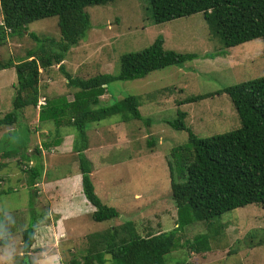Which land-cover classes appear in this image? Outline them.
I'll return each instance as SVG.
<instances>
[{"label": "rangeland", "instance_id": "rangeland-1", "mask_svg": "<svg viewBox=\"0 0 264 264\" xmlns=\"http://www.w3.org/2000/svg\"><path fill=\"white\" fill-rule=\"evenodd\" d=\"M85 11L91 22L86 38L70 50L62 69L54 66L39 76V101L44 103L39 110L48 101L60 97L68 103L73 101L75 90L68 87L67 74L84 80L99 74L116 75L121 55L145 49L158 37L163 39L164 49L196 54L198 58L181 67L169 66L153 71L142 79L115 81L108 85L107 93L101 97L98 108L134 96L139 101L138 109L143 117V121L124 122V128L121 127L119 131L113 129L116 126L113 124L121 121L119 116L91 123L87 128L90 139H93L91 143H97L94 136L97 132L103 136L110 149L103 152L98 151V148L94 151L91 147L92 150L85 156L93 166L91 180L96 194L105 205L116 207L120 212L119 217L97 223L91 219V215L85 216L83 222L78 224L80 229L71 226L63 235L53 233V242L44 247L43 254L40 253L37 258L30 255L35 264H68L72 259L78 264H84L89 246L88 235L114 229L125 222H132L134 230L141 237L174 229L177 213L169 193L167 161L171 159L173 147L186 143L187 134L172 129L166 123L176 118L177 110L186 112L185 124L199 138L223 134L240 126L237 113L226 94L179 107L178 101L188 96L216 93L223 88L264 76L261 39L230 48L227 56L215 57L213 60L205 58L207 54L219 52L222 47L219 39L210 35L202 14L154 24L149 0H117L86 8ZM2 19L0 8V25ZM23 30L20 36L7 35L0 45V64L7 61L16 63L24 59L26 53L35 46L29 33L41 39H60L56 17L35 21ZM15 83L13 68L0 70V117L12 110V86ZM39 110L27 108L16 127H0V155L11 153L6 158L9 160L5 159V165L0 159V191H9L0 195V264H21V232L33 224V220L38 223L44 219L40 209L44 208L46 213L50 211L47 218L49 224L57 227L58 218L51 215V209L60 198L58 195L55 198V195L47 201L45 198L37 200L40 196L38 192L43 191L40 182L48 176L51 180H64L80 175L77 162L73 163L71 157L62 154L65 160H61L58 153L50 152V146H44L47 140L49 142L55 136L57 128L47 122L42 126L45 133L41 134ZM25 128L30 132L26 144L30 149L29 154L34 155L35 148L38 149L40 145L42 151L38 150L41 151V164L44 165L48 157L55 161V166L43 171V179H37L31 187L25 171L34 163L25 166L21 158L26 149L17 151L22 144H19L14 134H6L17 132L22 142L25 141ZM69 129L68 126L57 129L61 141H65L64 145L70 142L64 137L68 131L73 135L70 139L74 138L73 130ZM118 132L119 138L116 136ZM39 187V191L35 190ZM32 193L36 195L33 197L34 206L30 205ZM59 203L64 202L60 200ZM30 208L35 214L33 220ZM209 224L210 229L203 223H194L181 231L178 234L179 242L177 240L175 243L178 244L177 251L166 257V264H179L182 261L183 264H264V209L261 206L252 204L225 212L213 218ZM205 233L209 238L210 251L198 255L190 253L185 241ZM54 257H57L56 260L51 261ZM105 258V264H114L108 256Z\"/></svg>", "mask_w": 264, "mask_h": 264}, {"label": "trees", "instance_id": "trees-1", "mask_svg": "<svg viewBox=\"0 0 264 264\" xmlns=\"http://www.w3.org/2000/svg\"><path fill=\"white\" fill-rule=\"evenodd\" d=\"M114 1L117 0H0L3 17L0 25V45L7 35L20 36L26 25L45 18L56 17L60 33L58 41L41 39L29 33L35 46L26 53L24 59L16 63L7 61L0 64V70L13 68L16 74V83L12 86V110L0 117V127H16L25 109H36L40 74L54 66L62 69L70 50L84 40L91 29L90 17L85 9ZM149 6L152 22L158 25L202 14L210 35L219 39L222 47L219 52L207 54L205 58L210 57L213 60L215 57L227 56L228 49L255 39L262 40L264 51V0H149ZM197 58L196 54L164 49L163 39L158 37L145 49L121 55L116 75L99 74L84 80L67 74V85L75 90L73 101L68 103L60 97L48 101L38 111L41 134L45 133L42 126L47 122H51L57 129L68 126L73 130L71 152L77 160L82 195L92 208L91 219L94 222L111 221L118 218L120 212L116 207L105 205L92 184L93 166L84 153L91 147L99 148L101 145L108 151L110 149L103 136L97 132V143H91L93 139H90V133L87 132L88 125L113 116L120 117L121 121L117 126L121 127L124 122L143 121L138 109L139 101L134 96H127L112 105L98 108L101 97L107 93L108 85L115 81L142 79L153 71L169 66L181 67ZM221 94L228 96L235 109L240 121L238 128L199 138L185 124L187 113L181 110H177L174 120L166 123L172 129L187 134L186 143L173 147L170 152L171 159L167 161L169 193L177 213L175 228L141 237L134 230L132 222H125L114 229L92 233L87 237L89 246L87 255L84 256V264H105L106 256L114 264H166V257L177 251L178 244L175 243L177 240L179 242L178 234L185 228L194 223H203L210 229L209 222L213 218L252 204L264 209V76L223 88L216 93L188 96L178 101L177 106L200 102ZM57 129L51 141L45 142L46 148L61 143ZM24 130L25 141L22 142L17 132L6 134H14L19 144H22L17 151L26 149L21 158L25 166L30 164V159L34 160V165L27 167L25 171L31 187L43 172L39 157L42 149L39 145L40 152L35 148L34 155H28L29 148L26 144L30 132L28 128ZM115 142L116 140L113 141ZM10 155L8 152L2 153V163ZM49 178L48 176L47 179ZM8 192L0 191V195ZM35 196L34 193L31 194V206H34ZM30 209L33 220L35 214ZM41 215L45 218L48 214L44 212ZM41 222L43 220L38 223L33 220V224L21 232V264H35L32 263L31 258L35 257L32 254L41 252L39 248H33ZM185 243L192 254H205L210 251L207 233L196 235ZM183 263L184 261L179 262ZM68 264L78 262L72 259Z\"/></svg>", "mask_w": 264, "mask_h": 264}, {"label": "crops", "instance_id": "crops-1", "mask_svg": "<svg viewBox=\"0 0 264 264\" xmlns=\"http://www.w3.org/2000/svg\"><path fill=\"white\" fill-rule=\"evenodd\" d=\"M113 125H116L113 128L115 131H119V129L121 128V125L117 126V123H115ZM124 126L125 125H123V128H124ZM69 130H71V128ZM92 132H95V130ZM71 134L72 133L68 131L67 135L64 136V137H67L69 139V141H70L69 144L64 145L65 141L64 142L61 141V143L58 146H53V147L50 146L48 149L50 150L51 153H58L59 159L65 160L64 157H62V154H63V155H66L67 158L71 157V160L73 161V163H76L77 161L74 160L75 154H73L71 152V145H72V141H73V138L70 139L73 136ZM94 136H95V134H94ZM116 136H117V138H119V132ZM125 141H126V138H125ZM125 147L127 148L128 146L125 145ZM98 149H99L98 151H103V150L105 151L106 147L101 145V146H99ZM89 151H90V149L87 150L84 154H88ZM29 152H30V149H27L28 155H29ZM47 153H49V152H47ZM46 159H47V160H45L46 163H44V165H42V166H44L43 167L44 172L48 171V168H52L53 166H55L54 159H52L51 157H48ZM5 161L3 164L7 163ZM29 161H31V162H29L31 164L34 163V160H32V159H30ZM76 165H77V163H76ZM93 172H94V170L92 171V173ZM39 179H40V181L43 179V174H41ZM40 183L42 184L41 188L43 189V191H42V193L39 191L40 187L38 189H35V190L39 191L38 195H40L37 200H41L42 198H45V201H47L49 199H52L55 195H56L55 198H57V195H58L61 202H64V203H59L60 200H57L58 202H57L56 206H54V208L51 209V215L52 214L56 215V218H58L57 227H53L50 224H46V222H48V221H46L47 220L46 217L43 219V222L40 223L41 226L37 230L36 239H35V243L33 245V248L34 249L39 248L41 250V252H39L37 254H32V256H35L34 258L38 257V255L45 250V248H44L45 246L50 245L53 242V237L51 238V235L53 233L58 234V236L63 235V233L68 232V229H69L68 227H71V226H73V227L76 226L78 229H80L78 227V224L83 222V220H84L83 218H85V216L86 217L90 216L91 212H92V208L87 204V202L85 201V199L82 195L80 175L68 177L64 180H63V178H61L59 180H56V179H54V180L48 179L47 180L46 179L45 181H41ZM62 204H64V206L60 207V205H62ZM43 209L44 208H42L40 210H42L43 211L42 213L44 214L45 209L44 210ZM47 214H48V216H50V211ZM47 218H49V217H47ZM65 225H67V228L65 227ZM71 230L72 229H70V231ZM56 258L57 257L51 258V261L56 260Z\"/></svg>", "mask_w": 264, "mask_h": 264}, {"label": "built area", "instance_id": "built-area-1", "mask_svg": "<svg viewBox=\"0 0 264 264\" xmlns=\"http://www.w3.org/2000/svg\"><path fill=\"white\" fill-rule=\"evenodd\" d=\"M43 105H44L43 101H38L37 109H39Z\"/></svg>", "mask_w": 264, "mask_h": 264}, {"label": "clouds", "instance_id": "clouds-1", "mask_svg": "<svg viewBox=\"0 0 264 264\" xmlns=\"http://www.w3.org/2000/svg\"><path fill=\"white\" fill-rule=\"evenodd\" d=\"M38 101H39V100H38ZM36 108H37V106H36ZM37 110H39V109H37ZM29 165H32V164L30 163Z\"/></svg>", "mask_w": 264, "mask_h": 264}]
</instances>
